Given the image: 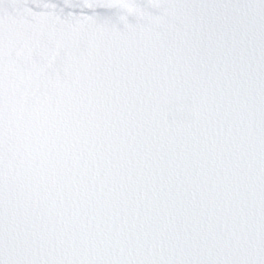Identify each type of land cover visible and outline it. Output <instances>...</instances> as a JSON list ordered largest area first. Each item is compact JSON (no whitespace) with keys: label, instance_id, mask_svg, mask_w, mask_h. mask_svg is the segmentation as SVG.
<instances>
[{"label":"snow or ice","instance_id":"snow-or-ice-1","mask_svg":"<svg viewBox=\"0 0 264 264\" xmlns=\"http://www.w3.org/2000/svg\"><path fill=\"white\" fill-rule=\"evenodd\" d=\"M0 264H264V0H0Z\"/></svg>","mask_w":264,"mask_h":264}]
</instances>
